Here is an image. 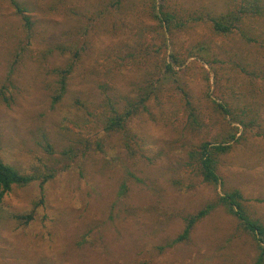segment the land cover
I'll list each match as a JSON object with an SVG mask.
<instances>
[{
  "label": "rangeland",
  "instance_id": "obj_1",
  "mask_svg": "<svg viewBox=\"0 0 264 264\" xmlns=\"http://www.w3.org/2000/svg\"><path fill=\"white\" fill-rule=\"evenodd\" d=\"M160 4L0 0V158L37 178L0 203V264L255 263L219 198L241 191L264 224V0H166L169 29ZM203 144L231 146L218 185L192 157Z\"/></svg>",
  "mask_w": 264,
  "mask_h": 264
},
{
  "label": "trees",
  "instance_id": "obj_2",
  "mask_svg": "<svg viewBox=\"0 0 264 264\" xmlns=\"http://www.w3.org/2000/svg\"><path fill=\"white\" fill-rule=\"evenodd\" d=\"M161 3L158 11L154 14V17L159 21V23L166 29H169L172 23H174L175 18L172 13H170L165 5L166 0H158V3ZM13 5L17 11L23 16L26 26L28 28L32 27L31 20L28 16L24 15L25 10L20 7L15 1ZM259 11V10H258ZM225 20H214V27L217 32L228 33L232 29L233 22H224ZM171 28V27H170ZM174 59V57H173ZM170 64L167 65L169 70H172ZM69 70L65 71L64 76L62 74L60 80V94L56 96V99H60L64 96L67 90V79ZM143 102H145L143 100ZM133 112H128L125 115L116 114V116L110 120L107 126V131H121L125 127V123L132 116ZM231 150L230 145H217L211 146L210 144H203L199 152L193 153L192 157L194 160L198 161L201 175L204 181L218 185L221 182L220 176L217 174V161L215 154H225ZM53 177V175L43 179L41 187L44 188V185ZM37 180L35 176L26 175L20 173L17 169L7 165L0 158V203L3 201L4 197L12 190L14 186H27ZM247 199L244 197L241 191L234 190L229 193H225L219 198V204L223 206L226 211L233 217H235L240 226L245 230L249 235L253 236L257 241L258 245V256L254 264H264V224L259 220L252 218L245 207ZM213 206L209 205L205 209L201 210L198 214L190 216L186 219V227L184 232L174 240L173 244L169 247H174L176 244L184 243L190 239L195 225L207 217ZM18 219H26L27 222L33 220V215H28L24 217L17 216Z\"/></svg>",
  "mask_w": 264,
  "mask_h": 264
}]
</instances>
